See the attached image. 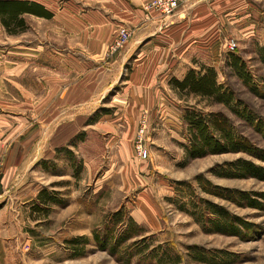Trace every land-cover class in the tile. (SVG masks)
Returning a JSON list of instances; mask_svg holds the SVG:
<instances>
[{"label":"rangeland","instance_id":"rangeland-1","mask_svg":"<svg viewBox=\"0 0 264 264\" xmlns=\"http://www.w3.org/2000/svg\"><path fill=\"white\" fill-rule=\"evenodd\" d=\"M37 1L53 12L54 17L25 13L22 17L26 27L14 34L8 33L0 21V108L19 106L25 109L27 128L20 140L25 145L24 156L31 162L26 165V173L35 177L42 188L57 193V202L44 207L47 214L33 210L32 205L28 209L34 215L29 210H26L29 216L24 213L30 220L26 229L35 236V256L41 255L39 263L173 264L169 255H180L181 264H211L190 253L189 247L199 246L204 249L201 254L216 263L230 259L229 255L217 252L225 250L237 255L230 264H264V195L257 196L261 206L254 208L195 189L196 197L220 204L231 214L250 222L248 229L239 225L241 235L205 232L192 216L177 209L174 203L178 199L186 201L190 196L187 190L175 193L176 183L192 181L196 187L194 178L197 175L223 187L264 194V179L221 177L211 171L213 168L226 170L227 163L237 159L252 161L264 169V15L259 20V28L241 36L234 51L219 48L220 61L215 65L217 83L222 86L221 92L232 93L233 99L229 103L217 101L214 96L188 94L165 85L167 88L162 89L161 99L154 100L151 110L139 109L134 115L117 112L113 116L111 107H108L112 101L110 94L121 92L126 86L124 80L130 72L126 63L110 93L99 99V88L107 86L104 77L108 71H97L91 75L90 81L87 78L86 83L79 81L75 84L73 107L66 108L65 100L58 99L57 108L49 118L51 122L44 124L35 120L37 108L34 107L37 106L33 93L41 86L36 78L39 56L34 48L44 42L54 44L53 49L56 47L59 58V75L63 79L58 81V93L64 91L66 36L62 28L67 21H74L76 29L81 23L76 12L90 9L99 1ZM70 6L75 10L74 20L63 17ZM82 38L81 34H74L75 64L77 60L82 61L78 59ZM201 55L203 64L210 63L208 54ZM45 56L47 59L51 57L48 53ZM80 74L81 70L75 71V78H81ZM26 91L28 96L24 97ZM225 93L221 95L226 98ZM144 112L148 119L145 146L149 155L140 159L135 150V136L140 115ZM191 112L206 120L212 118V114H221L227 127L256 147L258 155L239 151L187 158L189 130L184 115ZM69 122L75 125L74 133L65 142ZM109 124L116 125V130H108L106 126ZM57 136L64 142L53 150L46 149L51 145L50 141L57 140ZM116 139L118 142L113 144ZM20 148L16 156L20 155ZM67 203L70 206L66 208ZM117 211L121 212V222L115 223ZM34 219L37 221L32 222ZM128 227L131 237L123 241L115 254L99 248L94 233L100 239L107 236L109 248ZM79 236L86 239L80 238L73 244L68 242ZM135 240L143 241L135 246L132 245ZM81 247L83 254L74 255L76 248ZM153 249L155 252L150 254ZM163 251L168 256L158 260L156 255ZM8 262L20 264L22 260L16 257Z\"/></svg>","mask_w":264,"mask_h":264},{"label":"crops","instance_id":"crops-1","mask_svg":"<svg viewBox=\"0 0 264 264\" xmlns=\"http://www.w3.org/2000/svg\"><path fill=\"white\" fill-rule=\"evenodd\" d=\"M98 1L90 9L76 12L81 20L76 29L74 21H67L62 28L66 36L64 91L58 93V81L63 79L59 75V58L54 44L44 42L34 48L39 56L36 78L41 86L33 93L38 123L51 122L49 118L58 99L65 100L66 108L73 107L75 84L86 83L87 78L90 81L97 71H108L104 77L107 86L99 88V99L103 98L114 87L126 63L130 68L124 80L126 86L123 91L110 94L112 101L108 107H111L112 115L117 112L134 115L139 109L151 110L154 100L161 99L162 89L171 88L170 78L181 79L190 68L199 70L201 66L213 67L217 72L219 48L223 49L219 40L230 37L237 42L241 36L254 33L264 15V0H180L176 10L166 16L147 11L144 6L149 0ZM68 9L63 17L74 20L75 10L71 6ZM121 24L132 28V35L123 49L106 58L107 44ZM78 33L83 36L78 58L82 61L77 60L80 67L73 62L74 34ZM46 53L50 59L46 58ZM201 54H208L210 63L203 64ZM80 70L82 77L75 78L74 72ZM26 93H23L24 97L28 96ZM74 126L69 122L65 142L73 135ZM106 127L116 130V125ZM26 128L24 108H0V264H9L8 260L16 257L21 258L20 264H40L41 260V255L35 256V236L26 229L29 217L24 216V213L29 216L26 210L34 215L28 208L42 188L35 177L26 173V165L31 162L26 160L25 145L20 140ZM56 141H50L52 146H46V149L53 150L64 142L58 140V136ZM116 142L117 139L113 144ZM19 146L20 155L16 156ZM69 206L67 203L64 207Z\"/></svg>","mask_w":264,"mask_h":264},{"label":"trees","instance_id":"trees-1","mask_svg":"<svg viewBox=\"0 0 264 264\" xmlns=\"http://www.w3.org/2000/svg\"><path fill=\"white\" fill-rule=\"evenodd\" d=\"M25 13L46 18L52 16V13L45 9L42 4L33 0H0V21L8 33L14 34L26 27L25 20L22 17ZM234 59L236 61V58ZM168 83L172 88L177 89L178 91L201 96H214L217 101L224 103H229L233 99L231 92H221L222 86L217 83V72L210 66H201L199 70L190 68L181 79L172 77ZM223 93H225L226 98L221 95ZM211 116L212 118L206 120L204 117H200L197 113H185L184 118L188 121L189 130V137L187 138L188 144L186 146L187 158L201 157L207 154L239 151L258 155L256 154V151H258L256 147L245 138L236 136L230 128L227 127V121L221 114L216 113ZM227 165L229 167H227L226 170H215L213 168L211 171L221 177L251 176L258 179H264V169L262 166H259L252 161L237 159L236 161L227 163ZM194 182L196 183V187L193 185L192 181H179L176 183L175 193L187 190L190 192V196L186 201L178 199L174 200V203L177 205V209L192 216L201 226L203 231L208 233L218 232L228 235H241L242 232L239 230V225H242L247 229L249 228L251 225L250 222H246L241 217L231 214L222 205L205 198L196 197L195 189L198 188L206 194L228 200L238 205L245 204L246 206L254 208H260L261 202L257 196L263 197L264 194L213 184L203 175H197L194 178ZM56 194V192H49L46 188H42L36 196V202L32 204L33 210L47 214V208L44 207L50 202H57ZM120 214V211H117V213L114 214V217L116 218L115 223L121 222ZM131 225L132 223L130 224V227ZM128 229L129 227L124 229L119 238L114 239L109 248L107 246V236L100 239L98 234L94 233V238L99 244L100 249H108L111 254H115L117 248L123 243V241L130 239L131 235L128 233ZM112 230L113 227H111V232ZM80 238L86 239L85 237L79 236L68 240V242L73 244ZM142 241L143 240H135L132 242V245L138 246ZM155 250L156 249L151 250L150 254L155 252ZM189 251L190 253H195L196 259L211 264H230L237 258V255L233 252L217 250V252L229 255L230 259L223 261L222 263H216L215 261L208 260L201 254L204 251L203 247H189ZM83 252V247L76 248L74 255H82ZM156 256L158 260H164L168 255L166 251H163ZM168 259L173 264H181L180 255H174V257L169 255Z\"/></svg>","mask_w":264,"mask_h":264},{"label":"built area","instance_id":"built-area-1","mask_svg":"<svg viewBox=\"0 0 264 264\" xmlns=\"http://www.w3.org/2000/svg\"><path fill=\"white\" fill-rule=\"evenodd\" d=\"M179 3L180 0H149L145 4L144 8L147 11H153L155 13L166 16L172 14L178 7ZM131 35L132 29L129 26H126L124 24L117 26L112 40L107 45L105 55H112L124 48L127 45ZM219 42L221 43V47L229 52L234 51L238 46L236 40L231 38L223 37L219 40ZM147 121L148 119L146 113L144 112L140 115L138 121V129L135 136V150L137 157L140 159H144L149 155L148 150L145 146V141L147 140Z\"/></svg>","mask_w":264,"mask_h":264}]
</instances>
